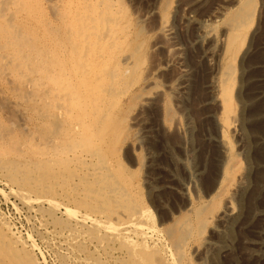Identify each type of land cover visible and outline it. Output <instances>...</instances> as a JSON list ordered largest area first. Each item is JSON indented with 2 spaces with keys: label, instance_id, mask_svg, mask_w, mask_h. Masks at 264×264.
Instances as JSON below:
<instances>
[{
  "label": "bare ground",
  "instance_id": "bare-ground-1",
  "mask_svg": "<svg viewBox=\"0 0 264 264\" xmlns=\"http://www.w3.org/2000/svg\"><path fill=\"white\" fill-rule=\"evenodd\" d=\"M172 1L169 0V3ZM205 1L208 0L176 1L178 6H182L184 23L180 27H175L171 25L169 19H162L157 29L155 28L160 41L151 43V49L155 54L156 52L164 54L163 62L151 72H148L149 74H147L144 81L148 86H144L136 93L132 89L126 94L128 99L138 105L140 111H145L151 106L160 107L161 92L157 89L159 87L158 79L171 69L178 71L174 83L172 85L171 82L169 85L167 84L170 98L172 94L176 109L179 108L178 114L173 116L165 111L162 121L168 125L170 130L173 129V131L179 132L185 137V141L181 146L185 154L180 159V163L184 169L187 166L188 169L189 167L191 169L188 171L187 179L181 180L177 175H173L172 180L174 182L177 180L178 185L171 183L170 169L169 180L167 179L169 182L160 188L159 181L153 179L156 178L152 172L155 168V154L149 152L150 163L146 162V164L150 166L146 168V178L142 182L133 181L134 179L128 174L129 171L124 166L119 165V162L123 165L122 160L119 161L117 158L122 153V147H118L122 146L120 138L115 139L113 144L109 141L104 144L109 147L114 146L112 150L108 147L104 148L103 144L101 146L95 144L94 138H90L88 143L83 144V149L76 143L70 144V147L69 145L54 147L45 158L43 156L40 159L41 163L46 162L49 164L50 168L47 167L49 170L59 168L61 164H63L61 171L64 168H70V171H67L70 179L66 182L68 184L73 183L78 188L76 195L71 190L72 198L70 199V193H66V198L73 199L72 202L75 203V205H71L72 207L58 203L52 197L48 186L37 189L38 192L34 195L31 191L24 189L18 182L6 180L0 169V174L3 175V177L0 175V192L6 189L10 190L8 197L5 199L6 202L12 204L19 213H22L21 209H25V213L29 215V222L33 220L38 223L44 238L49 240L55 248L70 252L80 264H111V257H105L111 245L119 246L124 264H159L158 262L161 259H164V264H188L189 259L186 251L191 249L194 251L197 264H221V259L234 250V241L237 234L240 237L241 233L245 234L243 226L255 220L258 225L252 229L250 236H242L240 242L249 256L264 259V195L261 196V193H264V107L255 108L257 104L264 102V75L258 78L253 77L252 73L256 65L248 58L253 49L251 43L254 42L252 37L256 31L258 10H256L254 0H215L209 13L205 17H200L198 16V10L203 7ZM42 3H37L36 11L41 9ZM94 3L89 2L88 6L86 5L87 13L83 15L84 12L81 10L83 16L77 17V22L85 28L82 26L81 29L82 45L98 48L97 45L100 44L104 47L111 46L112 50L117 44L115 42H118L117 39H121L115 36L112 27L115 29L122 27L120 18L123 16V12L117 8L123 9V6L107 4L103 7L97 2ZM260 15L262 14L260 13ZM216 18H222V20L220 19L223 25L221 36L215 29H208L206 26L211 20L216 21ZM185 26H192V34L184 40L181 36L187 34V31L182 29ZM110 38L112 41L110 44L107 41L104 42L107 39L110 40ZM126 38L127 35L124 34L122 39L125 40ZM124 45L126 47L125 43ZM262 48H264V45H262ZM189 49L197 51V59H200L198 62L202 61L208 65L211 71V79L204 86L206 96L199 102L202 107L207 109L204 116L201 114L208 127L206 132L203 130L205 132L203 137L215 152L214 170L209 187H206L204 178L207 165L195 161L197 146L191 145L194 137V121L196 120L194 114L192 115L189 112L191 108L187 105V102H189L187 97L192 88L193 77V68L187 56ZM152 54L154 55V53ZM95 60L100 62L99 65L97 64L98 68H102L100 65L105 57L102 54H96ZM111 60H114V58ZM215 60L219 63L218 67H215L213 63ZM124 61L126 65L132 64V62L129 63L127 58ZM94 64L90 53H82L79 58L80 75L78 78L73 75L75 73L73 70H69V74L61 77L62 84L65 87L63 88L65 90L62 89V91L67 96L66 101L68 102V124L72 125L71 129L77 127L78 124H83L86 135L90 136H94L93 132L95 131L100 133L99 128L102 126L100 123L104 121H99L101 117L99 111L115 100V96L112 94L117 85H120L122 79H124L123 74L133 70H143L142 64L137 60L133 61V66L129 67L130 69L111 71L106 73V79L100 80L96 75L98 70L96 71ZM260 66L264 70V62ZM66 72L68 71L64 70V73ZM73 77L77 78V82L74 81ZM7 80L9 79L7 78ZM162 81L164 82V79ZM257 84L262 87L253 88ZM104 110L107 113V110ZM96 111L100 115L97 114L98 116L94 117L95 120L92 121L91 119L94 118H91V115L95 116ZM120 116L122 117V114ZM141 117L143 118L142 114H140ZM136 119L139 120V115ZM72 131L74 132V130ZM113 134L115 135V133ZM102 138L104 139V137ZM137 142L140 148L147 146L142 141ZM166 188L173 190L186 200L189 198L190 191L197 197L202 193L206 199L197 208L194 205L195 203H186L176 211L174 210L175 213L180 214V219L173 221L174 227L171 235H169L170 233L164 234L158 226L151 223L150 218L154 207L149 206L148 203L151 199L152 202L158 200L161 203L159 194ZM9 196L16 198L22 208L16 204V200H10ZM258 201L260 203H257ZM81 205L83 208L79 209ZM160 206L166 208L165 203L160 204ZM165 240H171V249L164 254H160L156 249L165 247ZM30 243L31 252L39 249L35 244L36 242L30 241ZM82 245H87L94 251L93 254L90 256L82 255ZM16 253L19 255L18 252ZM234 264H237V261Z\"/></svg>",
  "mask_w": 264,
  "mask_h": 264
},
{
  "label": "rangeland",
  "instance_id": "rangeland-1",
  "mask_svg": "<svg viewBox=\"0 0 264 264\" xmlns=\"http://www.w3.org/2000/svg\"><path fill=\"white\" fill-rule=\"evenodd\" d=\"M91 1L95 3L97 2L103 7L107 4L123 6V9L117 8L123 12V16L120 15L122 27L119 29L112 27V29H114L112 31L115 36H118L121 39L124 34L127 35V38L125 40L117 39L118 42H115L117 44H115V48L112 50L111 46L104 47V45L100 44L97 45L98 48L82 45L81 29L83 25L80 26L77 22V17L83 16L87 13L86 8ZM176 1L177 0H173L169 3V0H60L59 3V0H0V169L4 173L6 180L18 182L24 187V189L31 191L34 195L38 192L37 189H41L43 186H48L52 197L58 203L73 206L75 205V203L72 202L73 199L69 200L72 198L71 190L76 195L78 188L73 183L68 184L66 182L70 179L67 172L70 168H64L63 171H61L63 166V164H61L59 168H51L50 172L48 169L50 168L49 164L46 162L41 163L40 159L43 156L45 158L54 147H65L68 145L70 147V144L76 143L83 149V144L88 143L90 138H94L96 141L95 144H99L100 146L101 144H107L108 141L113 144L115 139L120 138L122 140V146L118 147H122V153L119 155L120 157L117 158L119 161L122 160L123 165L120 162L119 165L124 166V168L129 171L128 174L134 179L133 181L137 182L138 180L142 182L144 181V178H146V168L150 166L146 164V162L150 163V157L148 156L149 152L155 154V168H153L152 172L155 174L156 178H153L154 175L152 178L159 181L161 185L160 188L169 182L168 176L170 169L171 183L178 185V183H176L177 180L176 182L172 180L173 175H177L181 180L188 178L186 176L188 171L191 170L190 167L188 169L187 166V168L184 169L180 163V159L185 154L184 150L181 149L185 137L182 136L181 133L173 131V129L170 130L168 125L162 121L165 111L167 114L173 116L178 114L179 108L176 109V104L172 98L173 96L171 94V99L169 89H167L170 82L171 85L174 83L178 71L176 72V69H171V71L164 73L160 76V79H158L159 87L157 89L161 92L160 107L151 106L145 111H140L138 105L126 97V94L130 90L133 89L136 93L144 86H148L146 82H144L145 77L149 74L148 72H151L157 65L163 62L164 54L161 52H156L155 54L151 49V43L160 41L156 35V29L162 19H169L168 21L175 27H180L181 24L184 23V12H182L181 9L182 6H178V2ZM38 2L42 3V5L40 6L41 9L36 11ZM205 2L206 3L203 7L198 10V16L200 17H205L209 13L215 0H208ZM254 2V4H256V10H258L256 16L257 25L255 27L256 31L252 37V40L254 41L251 43L253 49L248 58L256 65L252 73L253 77L258 78L259 76L264 75V70L260 66V64L264 62V48H262V45H264V0H254ZM81 10L84 12L83 15ZM260 13L262 15H260ZM147 15L151 18L149 19ZM217 19L218 18H216V21L213 19V21L211 20L207 23L211 26L207 24L206 26L208 29H215L219 36H221V31L223 29L221 28L223 27L221 21L222 18ZM182 29H185L184 31H187V34H183L181 38L184 40L188 39L187 37H190L192 34V26H185ZM106 41L109 44L112 42L111 38L104 42ZM124 43L126 44V47ZM148 43L149 45H147ZM87 52L90 53V56L95 63L96 71L98 70L96 75L100 80L106 79V73H110L111 71H126V69H130L133 66V61L139 60L143 67V70H133L123 74L124 79H122L120 85H117L116 90L112 94L115 96V100L111 101L110 105L103 107V109H101L102 112L99 111L101 113L99 121L101 122L103 120L104 122L100 123L102 125L99 128L101 130L100 133L95 131L93 132L94 136L86 135L83 124H78L77 127L71 129L72 125L68 124L67 120V96H65L62 91L65 87L61 81L62 76L70 73L69 70L75 71L73 75L78 78L80 75L78 67L80 55ZM152 53H154V55ZM96 54H102V56L105 57V60L100 65L102 66L100 69L97 66L100 62L95 60ZM197 55L198 52L195 50L191 51V49H189L187 53V56L189 57L188 61L193 68V77L191 84L192 88L187 97L189 102H186L188 107L191 108L189 109V112L192 115L194 114L196 120L194 121V137L193 142L191 143V145L197 146L194 158L198 163L201 162V164L205 163L207 165L204 178L206 187H209L214 170L215 152L213 147L209 145L203 137L208 129L206 126V120L203 117L207 109L202 107L199 102H201L206 96L204 86L211 79V71L208 65L202 61L198 62L200 59H197ZM112 58H114V60H111ZM126 58L129 63L132 62L131 65H126L124 61ZM217 62L218 61L216 60L213 62L215 67L219 66V63ZM64 70L68 72L64 73ZM7 78L9 80H7ZM77 78L73 77L75 82H77ZM163 79L164 82L162 81ZM256 86L254 85L253 88L262 87L260 84H257ZM260 104H257L255 108L264 107V102ZM121 107L123 108L121 109ZM104 109L107 110V113ZM99 112L96 111V115H91V118L100 115ZM121 114L122 117L120 116ZM140 114H142L143 118H140ZM138 115L139 120L137 121L136 117ZM110 116L116 119L114 120V118H111ZM91 120L93 121L95 118ZM72 130H74V132ZM113 133H115V135ZM102 137H104V139ZM137 141H142L145 145L147 144V146L140 148L139 145H137ZM107 147L112 150L114 146L109 147L108 145H104V148ZM148 149L149 151H147ZM61 172L64 174L66 173L67 175L62 174ZM0 175L3 177L2 174ZM66 177L68 178L65 179ZM73 182L76 184L75 181ZM68 192L70 193L69 199L66 198V193ZM9 193L10 190L8 191V189L0 192V264H41L43 262L46 264H80L70 252L55 248L49 240L45 239L38 223L33 220L29 222V215L25 213V209H21L22 213H19L15 210L12 204L7 203L5 199L8 197L7 195H9ZM261 194L263 197L264 193ZM160 196L161 203L158 202V200L152 202V199L149 202L147 201L149 206L154 207L152 208V211H154L151 214L150 221L158 226L164 234L170 233L169 235L173 232V221L175 219H180V214L175 213L177 209L186 203H195L194 205L197 208L206 200L202 193L197 197L192 191H190L189 198L186 200L181 198L173 190L167 188L160 192L159 197ZM9 198L12 201L16 200V204L22 208V205L19 204L16 198L11 196H9ZM158 203H165L166 208H161ZM257 203H260V201ZM82 208L83 206L81 205L79 209ZM257 225L258 224L255 220L246 226H243V232H245V234L241 233V237L249 235L252 229ZM241 237L237 234L236 240L234 241V250L221 259V264H234L236 261L237 264H264L263 258L249 256L244 246L241 245ZM30 241L33 243L36 242L35 244L39 248L37 250L39 253L37 251L31 252L29 246L31 244ZM165 242V247L156 249L160 254H164L167 250L171 249V240H165ZM113 248H115V250H113ZM16 252H18L19 255H17ZM81 252L82 255L90 256L94 251L87 245H82ZM186 252H189L188 254L186 253L189 259L188 264H197L194 251L191 249ZM122 256L119 246L111 245L107 252V256L105 257H111V264H124ZM29 257L30 259H28ZM4 258L5 260H3ZM158 263L164 264V259L159 260Z\"/></svg>",
  "mask_w": 264,
  "mask_h": 264
}]
</instances>
